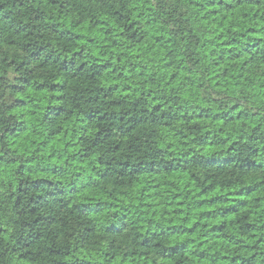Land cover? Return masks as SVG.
Masks as SVG:
<instances>
[{
    "label": "trees",
    "instance_id": "16d2710c",
    "mask_svg": "<svg viewBox=\"0 0 264 264\" xmlns=\"http://www.w3.org/2000/svg\"><path fill=\"white\" fill-rule=\"evenodd\" d=\"M41 2L44 8L36 9L39 15L35 19L39 21L43 18L45 23L52 21L48 23L52 38L36 33L34 43L30 39L34 35V29L22 18L14 28L9 26L10 35L9 32H0V51L5 46V40L7 47H19L22 42L21 51L31 50L29 58L32 62L46 69L58 64L56 70L61 73V77L48 87L40 83L32 87L33 81L29 78L13 76L12 79L19 83L8 85V89L17 95L7 108L12 112L23 109L34 113L43 108L46 119L48 110L59 107L56 101L62 99L65 88L72 85V81L63 80L62 74L68 71L65 65H72L77 72L87 68L94 86L84 91H91L89 101L98 107L85 114L81 120H76V116L69 113L64 126L53 137L54 141L64 139L63 148L75 151L76 156L80 157V167L86 165L87 153L80 156L84 151L81 141L85 137L76 138L77 124L82 126L99 121L107 125L106 128L95 129L96 136L99 137L102 132H110L116 125L123 127L126 122H130L131 117L125 111V106L133 92L138 91L131 81L142 82L145 91L151 96L152 89L148 85L157 73L167 72L169 82L174 83L184 75L189 63L195 61L199 64L209 57H214L211 72L208 68H205V72L210 75L208 87L216 92L242 90L246 81L258 82L264 76V19H261V0H204L203 4L189 0V3L200 10L199 19L194 22V27L178 28L175 32L166 30L165 22L156 16L145 19L144 24L138 28L140 17L145 16V12L136 11L135 8L129 9L131 14L127 17V27L117 31L116 24L124 19L122 13H112L116 20L111 25L107 15L95 22L90 19L73 21L69 13L74 0ZM148 3L149 0H133V4L142 7H146ZM20 6L23 7V0ZM147 11L151 12V8H147ZM65 16H68L67 21L64 20ZM3 19H8L7 12ZM31 19L32 17L28 18ZM194 32L200 33L195 37V42L188 40L184 52L177 54L178 43H183ZM114 35L118 38L113 39ZM120 39L127 44L123 51L120 50ZM59 41L75 45L70 51H66L67 59L64 55H56ZM87 48L95 53L91 62L85 58L89 54L86 52ZM4 60L9 66L16 65L13 69L16 72L25 64L24 60H9L7 56ZM6 79V76H0V81ZM197 79H200L199 75ZM198 87L203 85L198 84ZM259 88H264V84H259ZM25 92L31 96L30 100L23 98ZM144 94L141 92L140 97ZM3 96L0 93V103ZM45 96L52 100L51 104L43 101ZM256 96L258 101L259 94L256 93ZM151 99L152 110H161L155 97L152 96ZM197 107L200 111L193 113L192 118L195 121L208 120L210 117L206 115L209 112L207 106L201 104ZM63 111L65 110L61 109L57 115ZM130 111L131 108L128 109ZM256 115L255 112L251 114L252 117ZM184 116H188V113H184ZM33 118L34 116L23 118L19 124L4 129L8 136L15 137L17 145L8 152L23 153L36 145V140L31 135H24ZM241 119L250 120V117L238 104H230L211 116V120L219 126L216 130L224 141L219 146L211 142L215 139L211 131H203V137L209 138L204 145L205 152L211 149L214 153L211 159L228 162L214 165L215 171L198 175L190 172L187 167L163 168L155 173L159 182H154L151 186L143 182V171L136 173L139 179L131 183L132 190L146 197V210L152 208V215L162 211L163 218L168 222L160 226L158 234L152 232L151 237L148 236L149 229L141 228L137 237H134L133 245L122 255L118 251L106 252L105 257L110 258L112 264H264V259H259L264 256V252L259 251L264 248V159H261L264 157V140H261L264 133L257 135L259 125H250L251 133L246 137L231 139L226 134V126L230 127ZM21 124L24 125L23 128H20ZM86 131L91 134L94 129L89 127ZM39 143L42 145L45 141L40 140ZM48 143L51 146L52 141ZM237 145L243 149L241 162L238 164L234 163L237 160L235 155H215L217 150L233 152ZM35 151H40L39 146H36ZM8 152L0 156V186L8 187V198L16 206L21 202L22 196L28 195L32 204L31 211L35 213L47 202V198L63 194V190L57 193L53 187L63 183L58 178L60 165L52 167L50 172H25L27 179L17 180L16 177L25 165L18 163L19 156H9ZM174 152L175 149L169 146V153ZM50 156L56 158L55 153H50ZM84 197L73 200L69 207H88L87 200L95 199L90 192L84 193ZM154 198L157 205L166 202V207L160 209L151 205L150 201ZM36 219L41 218L37 216ZM149 223L152 221L149 220ZM85 231L90 238L91 230ZM0 232L6 234L7 229H0ZM161 238L165 240L164 244L160 243ZM18 259L20 264H31L27 249L20 253ZM63 264H103V261L90 258L86 246L82 244L79 249L73 248L70 255L66 254Z\"/></svg>",
    "mask_w": 264,
    "mask_h": 264
},
{
    "label": "clouds",
    "instance_id": "9594fccd",
    "mask_svg": "<svg viewBox=\"0 0 264 264\" xmlns=\"http://www.w3.org/2000/svg\"><path fill=\"white\" fill-rule=\"evenodd\" d=\"M194 2L203 4L204 0ZM20 3L21 0H0V32H9L10 35L9 26L14 28L23 18L34 29V35L30 38L34 43L36 33H42L51 39L48 23L52 21L45 23L43 18L39 21L35 19L39 15L36 9L44 8L41 0H23V7ZM130 8L145 12V16L140 17L138 28L144 24L145 19L156 16L165 22L166 30L173 32L178 28L194 27L200 11L189 3V0H149L146 7L133 4V0H74L69 15L73 21L90 19L93 22L107 15L111 25L116 20L112 13H122L124 19L116 24L119 31L127 27ZM147 8H151V12H148ZM5 12L8 13L7 20L3 19ZM182 13L184 15H181ZM261 13V19H264V0H261ZM29 17L32 19L28 20ZM64 20L67 21L68 16H65ZM185 21L188 23L185 24ZM199 35V32H194L183 43H178L177 54L184 52L188 40L195 42V37ZM117 38L116 35L113 36V39ZM4 43L5 46L0 51V76H6L7 79L0 81V93L4 94L0 103V156L17 147L15 137L8 136L4 129L19 124L23 118L34 116L24 135H31L36 140V145H33L32 150L23 153L8 152L9 156H19L18 163L25 165L16 179H27L25 172L38 173L42 170L50 172L52 167L60 165L58 178L63 183L53 187L57 193L63 190V194L47 198V202L33 213L28 195L22 196L21 202L16 206L15 202L8 198V187L0 186V229H7L6 234L0 232V264H20L18 257L25 249L31 264H63L66 254L70 255L73 248L79 249L82 244L86 246L90 258L103 261V264H112L111 259L105 257L106 252L118 251L122 255L133 245L134 237H137L141 228L149 229L148 236L151 237L152 232L158 234L160 226L168 222L163 218L162 211L152 215V208L146 210L144 204L146 197L132 190L131 183L139 179L136 173L143 171L145 173L143 182L151 186L154 182H159L155 173L163 168L187 167L190 172L203 175L215 171L214 165L228 163L211 159L214 155L211 149L205 152L204 145L209 138L203 137V131H211L215 138L211 142L218 146L224 144L216 130L219 126L211 120V116L218 110L226 109L230 104L240 105L250 117V120L241 119L230 127L226 126V134L231 139L246 137L251 133L250 125H259L257 135L264 133V88H259V84H264V76L258 82L246 81L242 90L216 92L208 87L211 62L214 59L209 57L201 60L199 64L195 61L189 63L188 69L191 71L186 69L184 75L174 83L169 82L167 72L157 73L148 85L152 89L151 96L145 91L142 82L131 81L138 91L133 92L128 98L129 103L126 104L125 111L131 117V121L126 122L123 127L116 125L110 132H102L97 137L95 129H103L107 125L99 121L85 123L82 126L77 124L76 138L85 137L81 141L84 151L80 156L87 153V163L80 167V157L76 156L75 151L70 152L63 148L64 139L54 141L53 137L57 130L64 126L69 113L76 116V120H81L85 114L98 107L89 101L91 91H84L94 86L87 68L77 72L72 65H65L68 71L62 74L63 80L72 81V85L66 87L63 98L56 101L59 107L48 110L46 119L43 116V108L38 113L26 112L23 109L12 112L8 110L7 105L13 103L17 93L8 89V85L19 83L12 79L13 76L29 78L33 81L32 87L37 83L48 87L57 82L61 73L56 70L58 64L54 68L46 69L32 62L29 58L31 50L21 51L22 42L19 47H7L6 40ZM120 45L121 51L127 47L123 39H120ZM72 47L75 45L59 41L56 55H64L67 59L66 51H70ZM86 52L89 54L85 58L91 62L95 53L91 48H87ZM5 56L18 62L24 60L25 64L20 71H13L16 65L9 66L4 60ZM205 68H208L209 72H205ZM198 75L200 79H197ZM198 84L203 87H198ZM141 92L145 93L142 98ZM256 93L259 94L258 101ZM152 96L159 102L161 110H152ZM23 98L30 100L31 96L25 92ZM43 101L52 103L47 96L43 97ZM201 104H205L209 109L206 115L210 118L195 121L192 114L200 111L197 106ZM129 108L132 111L128 112ZM61 109L65 111L57 115ZM253 112L257 113L255 117L251 116ZM184 113H188V116H184ZM72 123L75 124L76 121ZM23 127L21 124L20 128ZM89 127L94 129L91 134L86 131ZM40 140H44L45 143L41 145ZM261 140H264V136H261ZM49 141H52L51 146ZM36 146H39V152L35 151ZM169 146L175 149L174 153H169ZM242 151L243 149L237 145L233 152L217 150L215 155L230 157L235 155L237 160L234 163L238 164L241 162ZM50 153H55L56 158H51ZM175 156L181 158L174 159ZM86 192L92 193L95 197L87 200L88 207L83 205L78 208L69 207L73 200L84 199ZM150 204L160 209L166 207V202L157 205L155 198ZM37 216L41 219L37 220ZM149 220L152 223H149ZM85 229L91 230L90 238ZM138 242L139 238L136 240V243ZM160 243L164 244L165 240L161 238ZM259 251L264 252V248ZM259 259H264V256Z\"/></svg>",
    "mask_w": 264,
    "mask_h": 264
}]
</instances>
